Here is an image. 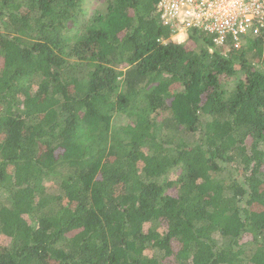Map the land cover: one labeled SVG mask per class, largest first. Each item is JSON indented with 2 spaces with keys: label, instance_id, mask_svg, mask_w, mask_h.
<instances>
[{
  "label": "trees",
  "instance_id": "trees-1",
  "mask_svg": "<svg viewBox=\"0 0 264 264\" xmlns=\"http://www.w3.org/2000/svg\"><path fill=\"white\" fill-rule=\"evenodd\" d=\"M85 3L0 0V264H264V25Z\"/></svg>",
  "mask_w": 264,
  "mask_h": 264
},
{
  "label": "built area",
  "instance_id": "built-area-1",
  "mask_svg": "<svg viewBox=\"0 0 264 264\" xmlns=\"http://www.w3.org/2000/svg\"><path fill=\"white\" fill-rule=\"evenodd\" d=\"M156 5L161 24L178 42L194 28L215 45L237 48L264 25V0H157Z\"/></svg>",
  "mask_w": 264,
  "mask_h": 264
},
{
  "label": "rangeland",
  "instance_id": "rangeland-1",
  "mask_svg": "<svg viewBox=\"0 0 264 264\" xmlns=\"http://www.w3.org/2000/svg\"><path fill=\"white\" fill-rule=\"evenodd\" d=\"M102 3H103V0H86V3L85 4H86V7H87L86 8L87 13L89 14L90 12H92L96 8H101L102 7ZM186 38H187V36H184V38H183V40H181V42L185 41ZM238 77H239V72H237L233 76V79H231L232 80L231 82H233V81L235 82L236 79H238ZM115 122L116 123L118 122L117 124H120V123L123 124V123L127 122V120L125 118H123V117H118V118H116V121ZM229 166H231V165H229ZM172 176H173V174L170 173L169 174V177H172ZM223 176H226V174L224 173ZM48 185H49L50 189H51V187H52V189H54V186H55L54 185V182L48 183Z\"/></svg>",
  "mask_w": 264,
  "mask_h": 264
},
{
  "label": "clouds",
  "instance_id": "clouds-1",
  "mask_svg": "<svg viewBox=\"0 0 264 264\" xmlns=\"http://www.w3.org/2000/svg\"><path fill=\"white\" fill-rule=\"evenodd\" d=\"M188 31H189V30H188ZM188 31H187V33H188ZM187 33H186V34H187ZM186 36H187V35H186ZM170 39H171V38H170ZM174 41H175V40H174ZM176 42H178V41H176ZM180 42H181V41H180Z\"/></svg>",
  "mask_w": 264,
  "mask_h": 264
}]
</instances>
